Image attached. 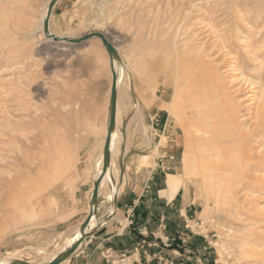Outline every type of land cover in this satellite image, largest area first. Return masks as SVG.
<instances>
[{
	"label": "rangeland",
	"instance_id": "obj_1",
	"mask_svg": "<svg viewBox=\"0 0 264 264\" xmlns=\"http://www.w3.org/2000/svg\"><path fill=\"white\" fill-rule=\"evenodd\" d=\"M46 1L0 0V131H5L4 110L11 115L8 128L14 130L12 136L0 137L5 158L0 166L5 169L0 171V260L11 253L31 264L51 261L89 212L112 79L110 58L97 37L77 44L55 43L38 31ZM259 3L264 15V0L56 1L48 21L54 34L59 30L74 39L100 31L118 56V135L107 174L117 192L124 169L119 164L127 154H136L137 170L158 165L169 174H183L181 164L173 163L169 153L172 140L181 133L176 115L190 111L184 79L176 78L174 43L181 45L191 36L196 43L203 42L206 66L218 87L231 96L238 115L243 118L255 111V93L264 86V66H258L259 60L253 64L247 55L250 48L244 46L250 39L264 52V36L248 32L238 15ZM14 64L30 79L22 95L5 92L17 76L12 73L18 69ZM144 69L152 74L148 81L143 79ZM18 96L25 109L19 110V102L14 101ZM260 110L261 126L244 133L254 154L264 148V105ZM16 146L19 154L10 153ZM258 163V171L249 175H264V162ZM187 176L177 196L188 205L185 230L200 239L197 264H264V183L244 180L236 192L224 191L227 197L219 194L223 203H218L215 189L203 191L198 181L210 179L209 172L200 169L199 176L197 171ZM230 194L235 200L228 198ZM114 198L110 184L97 195L98 223L91 239L111 219ZM245 240L252 242L248 249L263 252L244 253L238 243Z\"/></svg>",
	"mask_w": 264,
	"mask_h": 264
},
{
	"label": "bare ground",
	"instance_id": "obj_2",
	"mask_svg": "<svg viewBox=\"0 0 264 264\" xmlns=\"http://www.w3.org/2000/svg\"><path fill=\"white\" fill-rule=\"evenodd\" d=\"M49 1L50 0H47L43 7V12L40 16L41 25L38 31L44 34L45 36L54 35L58 38L69 37L67 34H63L59 30L55 32L54 34L52 32L53 29L50 26H48L47 34L44 33L43 21L47 15ZM241 1H246V0H241ZM260 5L261 3L256 4L255 8L251 10L247 9V11L244 14L238 15V20L244 22L248 26V32H251L253 34H258L259 37L260 35L264 36V30L262 32L261 30H259V29L264 28V15L262 14L263 12L261 11L262 9L260 8ZM51 15L52 14L50 13L49 19ZM195 39H196L195 36L185 38L182 40L181 45L178 44L177 46L176 43H174L172 47L173 50H172L171 55H173L174 60H175L176 78L179 77L180 75L184 79L183 88L185 89V91H188V94L190 95V99H189L190 100V106H189L190 111L188 112V115L186 114L184 110L181 111L182 113H179L178 115H176L177 120L180 123L181 133L179 134V136L177 135L176 138L172 140L170 148H169V153L171 155V159L173 160V163L181 164L180 166H181V169L183 170V174L182 176H179L173 173L168 174L167 187L170 193L169 196H172L179 189V187L184 183V179L188 177L187 175L197 171L198 176H199V171L201 169V170L209 172V176H210V179L198 178V181L200 180L199 183H201V185L203 186V191L204 189H207L210 191L215 189V198L217 199V202L223 203L222 202L223 198H219V194H221V196L222 195L225 196L226 194H224L223 192L226 190L236 192L237 189L244 186V180H247L249 182H257L260 184L264 183V175H258V174L249 175L248 174L251 170L258 171L257 169V165H259L258 162H261V164L262 162H264V148H259L258 150H256L255 152L256 154L251 153L252 148L249 147L248 144H247L248 146L246 145L247 142L245 143L248 136L246 137V139L244 138L245 136L244 133L246 132L245 130L249 132L250 130L249 128L251 126L254 129L261 126L260 108L263 107L264 105V86H260L258 91H256L255 93V96H256L255 101H254V104L256 105L255 111L253 113H246L245 116L242 118L240 115H238L239 112L234 107L236 105H234V102L232 101L231 96L228 93H226L224 89H220L218 87L217 80L215 79L214 75H212L211 69L206 66V61L204 57L206 54L205 51L207 50L204 47V43L202 42L198 44L195 42ZM241 40L243 41L244 37L241 38L240 41ZM256 41H258V39ZM244 47H246L247 49L248 47L250 48L248 50L247 55L249 56L248 58H250L253 61V64H254V61L256 62L259 60L258 66L260 67L264 66V52H259L258 48H255L253 46V42L250 41V39L247 40ZM14 63L16 64V62ZM109 63L111 66V70H114L116 74V90H117V98H116V106H115V123H114V128L110 135V145H109V154H110L109 166H111L113 164L111 160H112V156L115 151L116 137L118 135V131L116 130V125H117V117H118V103H119V94H120V89H121V80H120V67H119L120 64L118 63L117 59L116 58L109 59L108 64ZM11 64H13V62ZM15 64H14V67L18 66L17 67L18 69H15V71L12 72L14 70L13 66L12 68H10V71L12 69L11 71L12 73L17 74V76L15 77V82L12 83V85H10L11 84L10 83L8 86V90L6 89L5 92L16 91L18 95H22V93H24L23 86H26L24 84L27 83V81L30 79L28 75L24 74L25 71L19 68L20 65L15 66ZM12 73L10 76L14 75V74L12 75ZM151 75H152L151 73L147 72L144 69L143 79L145 81L150 80L149 78L151 77ZM111 78L112 76L110 72V79ZM8 79L10 78L8 77ZM143 96L145 97V99L147 98V95L145 93L143 94ZM9 97H10V94H9ZM14 101L19 102V107L17 106L19 110L25 109L26 104H23L22 99L19 96ZM172 108H173V104H170L169 109L172 110ZM2 114L3 116H6L7 119L4 121V118H3L2 120L3 122L1 121L2 125H4L3 128L5 129V131H0V137L4 138L5 136L9 134L12 136L14 130L12 131V129L8 128V126L12 125L11 119H10L11 115L7 114L5 110ZM107 121H108V114H107ZM106 129L107 127H104V131L102 135L103 139L99 145V152H98L99 158H98L97 168L93 176L94 178L91 181L92 187L90 189V193L92 192V189H93V181L97 179V177L99 176L101 172L102 150H103L104 140L106 137ZM19 137L21 136L19 135ZM147 138L145 139V141L146 143L150 144L151 143L150 139L149 138L147 139ZM233 140L235 142H233ZM1 143L4 144L3 141H1ZM219 143H223V144L220 145ZM18 150H19V147L16 146L15 149L14 148L10 149L9 152L16 154L18 153L17 152ZM1 152L2 150L0 149V166H2V164L5 162V158L1 154ZM109 166L107 167L104 175L101 177L99 181L97 195L100 193L101 189H103L104 187H107L108 184L111 185L112 191L116 192L117 186H116L115 181L113 180V177L110 176L111 177L110 180L107 179V174L109 172ZM0 171L5 172V169L0 168ZM7 171L8 173H10V170H7ZM8 178H9V181H11L13 177L8 176ZM203 191L200 190V192H203ZM107 195H108V190L105 196ZM228 198L230 200H235L232 194L228 195ZM113 201L114 199L110 203V215L111 216L114 211ZM97 223H98L97 218H95V214H93L90 218L89 223L84 229V231L92 232L94 229L96 230ZM71 238H72L71 240H67L66 244L64 243L62 244L60 252L57 253L55 256H53V258H55L58 254L63 252L65 249L69 248L72 244L76 243V241L81 239V231L79 228L77 229L76 233H74L71 236ZM81 242L79 243V245L81 244ZM251 243L252 242L249 240L241 241L238 243V247L239 249H242L244 253L248 255H256V254H261L259 252H263V250L260 251V250L248 249L247 245H250ZM79 245L77 246L75 251L78 249ZM67 259L68 258H66L65 260L61 261L58 264H66ZM0 264H24V263L19 261L16 254L8 253L2 260H0ZM28 264H31V263H28Z\"/></svg>",
	"mask_w": 264,
	"mask_h": 264
},
{
	"label": "crops",
	"instance_id": "obj_3",
	"mask_svg": "<svg viewBox=\"0 0 264 264\" xmlns=\"http://www.w3.org/2000/svg\"><path fill=\"white\" fill-rule=\"evenodd\" d=\"M136 164V154L122 157L112 217L98 235L84 239L85 246L82 242L69 264L200 262V239L185 230L188 205L177 196L180 188L169 196V173L158 165L137 170Z\"/></svg>",
	"mask_w": 264,
	"mask_h": 264
},
{
	"label": "water",
	"instance_id": "obj_4",
	"mask_svg": "<svg viewBox=\"0 0 264 264\" xmlns=\"http://www.w3.org/2000/svg\"><path fill=\"white\" fill-rule=\"evenodd\" d=\"M57 0H50L48 3V10L47 15L43 21V31L45 34H47L48 30V20L51 13V10L53 9L55 3ZM48 38L51 39L52 42L60 43L62 41H66L69 44H77L81 43L85 40H88L93 37H97L101 40V43L103 47L105 48L108 56L110 59L116 58L118 59L117 53L111 43L107 40V38L104 36V34L100 31H89L77 38L74 39H67V38H58L54 35H47ZM112 79H111V87H110V93H109V109H108V121H107V129H106V137L103 144V150H102V167L101 172L96 180L93 181V189L89 198V212L87 213L86 217L82 221L80 225V231H81V239L76 241V243L72 244L69 248L65 249L63 252L58 254L55 258H53L51 261H49L46 264H58L61 261L65 260L66 258L71 257V255L74 253L75 249L79 245L81 241H83L85 238L90 236L92 232H85L84 229L86 228L88 222L90 221V218L93 214H96L95 212V206L97 203V191H98V184L101 179V177L104 175L107 167L109 166L110 162V154H109V145H110V135L114 128L115 123V106H116V98H117V90H116V74L114 70H111ZM93 205V206H92ZM24 264H28L26 261L23 262Z\"/></svg>",
	"mask_w": 264,
	"mask_h": 264
},
{
	"label": "built area",
	"instance_id": "obj_5",
	"mask_svg": "<svg viewBox=\"0 0 264 264\" xmlns=\"http://www.w3.org/2000/svg\"><path fill=\"white\" fill-rule=\"evenodd\" d=\"M105 255H106L105 257H107V258L109 257L108 251H106V254Z\"/></svg>",
	"mask_w": 264,
	"mask_h": 264
}]
</instances>
